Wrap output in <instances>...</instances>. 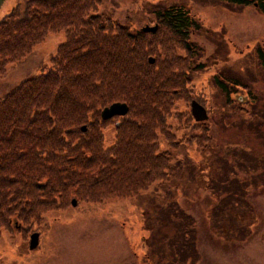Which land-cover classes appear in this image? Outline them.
<instances>
[{
    "label": "rangeland",
    "instance_id": "1",
    "mask_svg": "<svg viewBox=\"0 0 264 264\" xmlns=\"http://www.w3.org/2000/svg\"><path fill=\"white\" fill-rule=\"evenodd\" d=\"M24 1L5 0L0 19ZM171 7L186 10L198 29L189 37L195 54L166 37L155 56L178 63L168 73L181 77L168 122L178 147L158 139L159 152L171 155L167 178L136 196L76 207L71 199L3 230L0 264H264V13L225 0H102L99 13L135 31L158 25L156 12ZM65 39L50 34L11 65L0 98L48 68ZM217 75L243 89L223 92ZM192 101L207 108L205 124L193 121ZM102 132L108 148L114 125ZM203 134L204 147L194 140ZM33 233L40 244L30 250Z\"/></svg>",
    "mask_w": 264,
    "mask_h": 264
},
{
    "label": "trees",
    "instance_id": "2",
    "mask_svg": "<svg viewBox=\"0 0 264 264\" xmlns=\"http://www.w3.org/2000/svg\"><path fill=\"white\" fill-rule=\"evenodd\" d=\"M101 4L26 0L0 19V76L50 34L66 38L48 68L0 98V235L71 199L136 196L167 178L171 155L159 152L158 139L178 147L168 122L181 99L175 90L181 77L168 73L178 63L155 56L166 37L195 54L189 37L198 25L186 10L171 7L156 12L155 33L131 31L102 16ZM114 103H126L129 112L105 148L101 112ZM194 140L209 141L204 134Z\"/></svg>",
    "mask_w": 264,
    "mask_h": 264
},
{
    "label": "water",
    "instance_id": "3",
    "mask_svg": "<svg viewBox=\"0 0 264 264\" xmlns=\"http://www.w3.org/2000/svg\"><path fill=\"white\" fill-rule=\"evenodd\" d=\"M5 0H0V8L3 5ZM158 30V25H155L154 27L146 26L142 29L144 33H155ZM149 62L151 64L155 63L154 58H150ZM192 108V115L195 118L197 122H204L208 120L207 111L205 108H203L201 105H199L197 102H193L191 104ZM129 107L126 103H114L109 107H106L101 112V118L103 121H108L114 117H124L128 114ZM87 130L86 127H83V131L85 132ZM72 205L76 206L77 201L73 200ZM40 241V234L39 233H33L30 236V243H29V249L35 250L39 246Z\"/></svg>",
    "mask_w": 264,
    "mask_h": 264
},
{
    "label": "flooded vegetation",
    "instance_id": "4",
    "mask_svg": "<svg viewBox=\"0 0 264 264\" xmlns=\"http://www.w3.org/2000/svg\"><path fill=\"white\" fill-rule=\"evenodd\" d=\"M225 1H227V0H225ZM241 1H243V0H241ZM249 1L251 2L250 4L232 3V2H229V1H227V2L230 3V4L241 6V7H250L251 6V7H254V8L260 10L262 13H264V4H263L264 0H263L262 4H261V2L259 0H249ZM191 45H192V42H191ZM216 78H217L216 80H218L217 81L218 88H220L225 93H228V94L231 93V95H232L233 92H236L238 89H243L241 84H239L237 82H233V81L232 82L231 81H227V80L224 79V76H222V75H217ZM194 102H196V101H194ZM197 103L199 105H201L203 108H205V110L208 112L207 108L203 104H201L199 102H197ZM208 115H209V113H208ZM192 117H193V115H192ZM121 119L122 118H120V117H114V118L110 119L108 122H111L114 125V128H120ZM193 119H194L193 121L195 123H199V122H197L195 120L194 117H193ZM205 123L206 122H200V124H205Z\"/></svg>",
    "mask_w": 264,
    "mask_h": 264
}]
</instances>
